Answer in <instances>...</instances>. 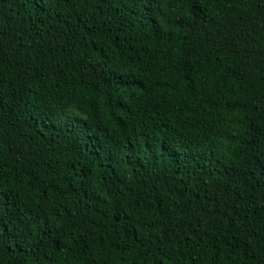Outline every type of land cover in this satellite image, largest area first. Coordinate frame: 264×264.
<instances>
[{"label":"trees","instance_id":"trees-1","mask_svg":"<svg viewBox=\"0 0 264 264\" xmlns=\"http://www.w3.org/2000/svg\"><path fill=\"white\" fill-rule=\"evenodd\" d=\"M0 264H264V0H0Z\"/></svg>","mask_w":264,"mask_h":264}]
</instances>
